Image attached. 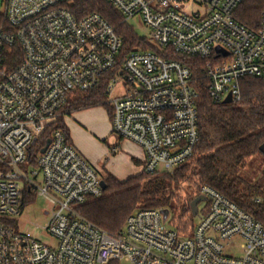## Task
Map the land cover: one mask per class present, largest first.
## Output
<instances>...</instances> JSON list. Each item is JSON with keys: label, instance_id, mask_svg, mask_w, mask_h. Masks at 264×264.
I'll use <instances>...</instances> for the list:
<instances>
[{"label": "built area", "instance_id": "built-area-1", "mask_svg": "<svg viewBox=\"0 0 264 264\" xmlns=\"http://www.w3.org/2000/svg\"><path fill=\"white\" fill-rule=\"evenodd\" d=\"M69 1L5 0L0 264H264V222L207 185L198 194L205 197L206 212L189 236L168 227L160 209L138 210L122 231L109 234L77 210L102 196L103 179L61 130L52 132L35 166L28 163L33 141L69 99L92 91L112 72L105 88L112 132L142 150L145 174L180 168L199 137L191 69L176 56L202 61L214 104L227 96L232 104L240 102L241 79L264 81V7L251 29L235 18L244 0H106L124 22L137 17L146 26L153 48L130 50L115 70L122 38L96 13L76 18L65 6ZM33 195L51 206L42 229L55 240L53 247L12 226ZM238 242L237 254L225 252Z\"/></svg>", "mask_w": 264, "mask_h": 264}, {"label": "trees", "instance_id": "trees-1", "mask_svg": "<svg viewBox=\"0 0 264 264\" xmlns=\"http://www.w3.org/2000/svg\"><path fill=\"white\" fill-rule=\"evenodd\" d=\"M65 6L76 18L96 13L115 28L122 38V49L115 70L130 50L153 49L145 39L137 37L126 26L122 15L106 0H70ZM263 7L264 0H244L236 10L235 18L248 28H257ZM0 26L7 28L3 14H0ZM14 55L15 58H20V52ZM176 59L190 67L191 87L197 93L199 140L188 161L193 158V165L186 162L172 173L151 175L142 172L144 176L124 181L107 175L102 196L79 206L77 210L85 219L109 234L122 231L127 217L138 210L160 209L169 213L166 222L168 227L183 236H189L195 225L189 205L198 196L203 185L221 193L255 220L262 222L264 219V199L253 197L254 193L243 186L238 175L242 163L260 153L259 146L264 143V81L245 77L239 81L240 102L229 105L214 104L207 92L206 77L201 72L202 61L178 56ZM111 75L112 72L104 75L92 91L77 93L69 99L62 110L68 108L66 113L50 124L29 148L30 165L35 166L40 150L53 131L61 130L69 139L63 121L64 115L100 106L109 111L105 88ZM181 193L185 194L184 199L180 197ZM205 212L206 207L202 209L200 216Z\"/></svg>", "mask_w": 264, "mask_h": 264}, {"label": "rangeland", "instance_id": "rangeland-1", "mask_svg": "<svg viewBox=\"0 0 264 264\" xmlns=\"http://www.w3.org/2000/svg\"><path fill=\"white\" fill-rule=\"evenodd\" d=\"M5 7V0H0V14L3 13ZM187 7H185V11H189ZM126 26L131 28L133 32L137 35V37L145 40H150V31L144 26L137 17L131 18L126 22ZM114 92L119 93L120 87L118 84L114 86ZM108 99L106 102L108 103ZM109 106V105H108ZM61 112V114L58 116L56 121L62 117L65 111ZM76 112H73L71 114H75ZM83 114V119L79 121V118L77 120H73L71 116H67L65 118V122L72 121L75 124H79L83 126L84 129H87V131H91V129L88 126V123L91 125H96L98 131H101L105 125H108L109 132L108 135L105 137V139H99L97 140V143L94 141H89L85 135H74V137H80L82 145L84 147V150L92 155L100 158V161L98 163V166H94L91 163H89L92 168L96 171V173L103 179L106 178L107 175L104 171V167L115 173L118 177H124L128 174V172H131L132 174L129 175L126 179H133L144 176L142 174L143 164H138L133 158L140 159V157L134 155V151H132V148L129 146L122 145L119 141V138L112 132V126H111V109L109 107V111L100 106L95 108L86 109ZM72 132V128H70ZM92 132V131H91ZM111 137L116 138V143L111 144ZM75 148V147H74ZM77 151V150H76ZM78 152V151H77ZM79 153V152H78ZM80 154V153H79ZM141 159L143 161V152L140 151ZM109 155V161L108 163L105 162L108 159ZM112 157V159H110ZM191 159L188 164L191 166L192 164ZM87 161V160H86ZM88 162V161H87ZM263 167H264V157L262 153H257L256 155H253L249 158H247L242 165L239 168L238 175L240 179L243 181V186H245L248 189H251V191L254 193L253 197L255 196L258 199H264V176H263ZM111 176V175H110ZM113 177V176H112ZM119 181V180H118ZM181 198H185V194L181 193ZM205 206V203L202 202L198 204L197 208L199 210V216L200 213ZM51 212V206L40 197L32 196L26 199L21 213L19 216L12 219V226L20 233L32 237L35 240L45 243L48 246L53 247L55 245V240L50 237L45 230L42 228L45 226L48 217ZM162 220L164 222H167L169 219V213L162 210ZM199 216L193 217V222L196 224L198 222ZM264 222V219L263 221ZM186 228V227H185ZM186 232V231H185ZM238 245L239 242L236 243L233 247H228L225 249V252L234 255L238 253ZM123 264V263H121Z\"/></svg>", "mask_w": 264, "mask_h": 264}, {"label": "crops", "instance_id": "crops-1", "mask_svg": "<svg viewBox=\"0 0 264 264\" xmlns=\"http://www.w3.org/2000/svg\"><path fill=\"white\" fill-rule=\"evenodd\" d=\"M84 111L85 110L77 111L75 114H68V115L66 114V115L63 116V121H64V124H65L67 130H68L69 140H70L71 144L80 153V155L85 160L88 161V163H91L92 165H94L96 167V166H98V163L100 161V158H99L100 156L99 157H96V156L94 157V156L88 154L84 150V147L82 145V142H81L80 137H74V136H72L71 133H73L74 135H76V134L77 135L78 134L79 135L83 134V135H85V137L88 138L89 141H94V142L97 143V140H99V139H105V137L108 135L107 133L109 132V128H108V125H105L103 127V129H101V131H98L99 129H97V126L96 125H91L90 126V124L88 123V126L91 129V131H92L91 132L89 130L87 131V129H84L83 126L80 125V123L79 124H75L72 121L71 122L68 121L67 123L65 122V118L67 116H71L73 120L74 119L77 120L79 118V121H81L83 119V114H84L82 112H84ZM70 128H72V132H71ZM110 139H111V144L116 143V138L111 137ZM119 140H120L119 142L122 145H124V147L125 146H129V147L132 148V151H134L133 154L136 155V156H138V157H140V159H135V158H133V159L138 164H141L143 162L142 159H141V154H140L141 149L138 146H136L135 144H133V143L127 141V140H122V139H119ZM107 156H108V159L105 162L108 163V161H109V155H107ZM110 159H112V157H110ZM104 171H105L106 174H109V175L113 176L115 179H117L119 181H124V179H126L129 175L132 174L131 172H128V174L126 176H124L123 178L122 177L120 178V177L116 176L115 173H113L112 171H110L109 169H107L105 167H104Z\"/></svg>", "mask_w": 264, "mask_h": 264}, {"label": "water", "instance_id": "water-1", "mask_svg": "<svg viewBox=\"0 0 264 264\" xmlns=\"http://www.w3.org/2000/svg\"><path fill=\"white\" fill-rule=\"evenodd\" d=\"M218 49H219V48H217V50H218ZM222 104H223V105H229V104H231L230 96H227V97L223 100ZM35 141H36V140H34L33 143H35ZM49 142H50V140L47 139V140H46V143H45V145H44V147L40 150V153H43V152L45 151V149H46V147L48 146ZM259 152H260V153H263V144H261V145L259 146ZM100 185H101L102 190L104 191L105 188H106V184H105V182H104L103 180L100 182ZM204 201H205V197H204V196H197V197H195V198L190 202V205H189V206H190V212H191V215H192L193 217L197 216V212H198V208H197V206H198V204H200V203H202V202H204Z\"/></svg>", "mask_w": 264, "mask_h": 264}]
</instances>
